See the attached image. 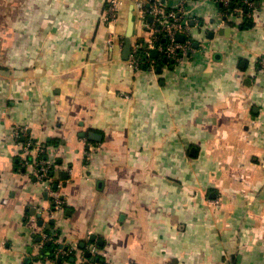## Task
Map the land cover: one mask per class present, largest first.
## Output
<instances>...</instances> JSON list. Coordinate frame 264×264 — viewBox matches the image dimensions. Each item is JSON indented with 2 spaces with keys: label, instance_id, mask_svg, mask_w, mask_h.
Returning a JSON list of instances; mask_svg holds the SVG:
<instances>
[{
  "label": "crops",
  "instance_id": "crops-1",
  "mask_svg": "<svg viewBox=\"0 0 264 264\" xmlns=\"http://www.w3.org/2000/svg\"><path fill=\"white\" fill-rule=\"evenodd\" d=\"M106 1L0 0V264H42L44 233L108 264H264V0L225 18L211 0H164L190 10L196 51L151 50L139 71L125 41L107 46L130 12L131 45L146 40L135 0L114 27ZM15 127L52 162L60 211Z\"/></svg>",
  "mask_w": 264,
  "mask_h": 264
},
{
  "label": "built area",
  "instance_id": "built-area-1",
  "mask_svg": "<svg viewBox=\"0 0 264 264\" xmlns=\"http://www.w3.org/2000/svg\"><path fill=\"white\" fill-rule=\"evenodd\" d=\"M215 4L221 6L219 16L227 17L230 14L229 5L231 0H211ZM247 10H252L255 6V0H238ZM123 0H107L102 15L103 24L116 26L120 20ZM135 10L138 12L141 26L146 31V40L135 41L131 45V50L128 57L129 67L134 71L143 70L153 67V59L150 57V51L155 50L159 55L166 59L179 62L183 58L191 56L196 49L190 39V24L196 22L191 15L190 10L185 3H181L175 11H168L165 8L164 0H135ZM146 18H151V23L146 22ZM179 36H183V41H180ZM163 39L165 44L162 45L160 40ZM125 38L119 37L115 30L109 31L107 38V46L110 51H114L116 45L120 48L124 45ZM260 70L264 73V58L259 62ZM12 137L17 145L19 152L18 156L23 160L25 166L32 169V175L36 181L43 184L45 189L52 197V205L55 211H60L63 207V200L51 186V174L53 170L52 162L42 157L43 149L36 141L27 139L24 128L15 127L12 132ZM23 138L24 141L21 142ZM216 206L220 204L219 199L212 201ZM44 242H52L60 247L55 249L53 258L41 257L38 259L42 264H60L63 258L71 256L78 258L82 264H108L99 260V251L95 244L87 249L88 254L93 259L91 262L85 258L82 253L78 254L79 249L75 243H65L54 235L42 234ZM39 249L38 247H36ZM66 264V261H62Z\"/></svg>",
  "mask_w": 264,
  "mask_h": 264
},
{
  "label": "trees",
  "instance_id": "trees-1",
  "mask_svg": "<svg viewBox=\"0 0 264 264\" xmlns=\"http://www.w3.org/2000/svg\"><path fill=\"white\" fill-rule=\"evenodd\" d=\"M219 7H220V9H222L221 8V6L219 5ZM237 7H241V8H243V11L244 12H249V10H247L244 6H242V4H240V2L238 1V0H231V3H230V5H229V10H230V13L235 9V8H237ZM228 17V16H227ZM228 19V18H227ZM160 43L162 44V45H164L165 44V41L163 40V39H161L160 40ZM146 68V65H143L142 66V69H145ZM36 238V237H35ZM60 246L59 245H57V244H54V243H52V242H45L44 244H43V247L41 248V250L39 251V253H40V257H44V256H48V257H50V258H53V254H54V251H55V249H57V248H59ZM83 251H84V257L85 258H87V259H89V261L91 262L93 259L90 257V255L88 254V252H87V250L85 249L84 250V248L82 249ZM99 260H101L102 262H104V260L103 259H101L100 257H99ZM62 261H66L68 264H72V257L71 256H67V257H65V258H63V260ZM60 262V264H63V262Z\"/></svg>",
  "mask_w": 264,
  "mask_h": 264
},
{
  "label": "water",
  "instance_id": "water-1",
  "mask_svg": "<svg viewBox=\"0 0 264 264\" xmlns=\"http://www.w3.org/2000/svg\"><path fill=\"white\" fill-rule=\"evenodd\" d=\"M150 20V18H149ZM132 33H133V16H132V13L130 12L129 13V16H128V22H127V28H126V34H125V45H124V49H123V58H128L129 56V53H130V48H131V36H132ZM183 36H179V40L180 41H183ZM151 56L152 57H157L158 56V53L157 51L155 50H152L151 51ZM163 61L165 62L166 59H163ZM93 135V136H92ZM89 136H91V138L93 139H97V136L94 135V134H90ZM53 223V221H51ZM90 240L93 241L95 240V236L92 235L90 237Z\"/></svg>",
  "mask_w": 264,
  "mask_h": 264
}]
</instances>
